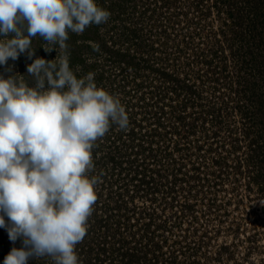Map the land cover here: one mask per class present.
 Masks as SVG:
<instances>
[{
	"label": "rangeland",
	"instance_id": "1",
	"mask_svg": "<svg viewBox=\"0 0 264 264\" xmlns=\"http://www.w3.org/2000/svg\"><path fill=\"white\" fill-rule=\"evenodd\" d=\"M97 3L110 19L70 32L66 50L37 35L31 58L0 66L5 79L35 87L27 69L36 58L59 66L67 56L78 78L94 73L126 108L128 128L112 126L92 150L99 183L80 264H264V0ZM134 20L154 55L121 72L88 38L104 34L99 42L114 50L109 34H129ZM82 37L87 53L74 48ZM126 44L120 51L135 50ZM13 247L21 241L0 228V264Z\"/></svg>",
	"mask_w": 264,
	"mask_h": 264
},
{
	"label": "clouds",
	"instance_id": "2",
	"mask_svg": "<svg viewBox=\"0 0 264 264\" xmlns=\"http://www.w3.org/2000/svg\"><path fill=\"white\" fill-rule=\"evenodd\" d=\"M109 19L97 0H0V36L13 34L0 41V66L25 52L31 58L37 35L66 50L70 32L80 35ZM27 71L35 87L0 75V228L13 244L21 241L3 264L41 258L80 264L76 246L99 183L90 175L92 150L112 126L127 129L129 116L117 95L97 86L94 73L78 78L67 56L59 66L36 58Z\"/></svg>",
	"mask_w": 264,
	"mask_h": 264
},
{
	"label": "trees",
	"instance_id": "3",
	"mask_svg": "<svg viewBox=\"0 0 264 264\" xmlns=\"http://www.w3.org/2000/svg\"><path fill=\"white\" fill-rule=\"evenodd\" d=\"M146 1L148 2V0H146ZM100 6H101V4H100ZM145 6H148V5H145ZM143 12H145V10ZM141 14H142V12H141ZM143 23L144 22H141L139 20L131 21V32L129 33L130 34V38H129V34L127 32L122 33V34L121 33H111V34H109L110 37H109V35H108V37H109L110 42L113 43L114 50L111 47L106 46L105 43H103L102 41L99 42V40H100V38L102 36H104V38H106V35H104V34L103 35H99V39L96 36H94V37L90 36V38H88V39H89V41L95 42L93 48H97L99 53L100 52H104L105 56L107 58L112 59L113 62H115V66H116L115 68L116 69H120L121 72H123L125 70L131 71L132 69L137 71L138 69H136V68H140V66H139L140 63H142V62L146 63L147 62L146 60L142 59L143 55H144V52L146 53V55H144V57H146V58L152 57L154 55V51L152 50V48L148 49L144 45L145 44L144 43L145 39L143 40V38L145 37V35H143L144 33L142 32ZM118 31L121 32V27H118ZM140 31L142 33H139ZM85 38L86 37H82L81 38L82 42L81 43H76L77 45L76 44L74 45V48L77 50L78 53L83 52V50H86L85 53H87V51L89 50V47L87 46L88 44H86L88 42V40H86ZM126 43H131L130 45L132 47H134L135 50L129 48L128 52H126V53H123L122 51H120L119 48L122 47V46H120V44L127 45ZM98 44H99L100 48H99ZM123 50H124V48H123ZM81 61H83V60H81ZM80 63H83V62H80ZM83 67H85V66H83ZM78 74H79V76H81L80 72H78ZM99 76H100V78L97 79V80L102 82V84H105V82H109L110 78H109V76H107V74L100 73ZM102 78H105V79L103 80ZM136 87H140V85L136 84ZM171 92L175 93L174 89ZM133 211H134V209H131V207H129V208L126 207L125 208V215L131 213V215L133 216V214H134ZM120 214H124V208L120 207V209L117 211V215H120ZM155 262H156V260H155Z\"/></svg>",
	"mask_w": 264,
	"mask_h": 264
},
{
	"label": "water",
	"instance_id": "4",
	"mask_svg": "<svg viewBox=\"0 0 264 264\" xmlns=\"http://www.w3.org/2000/svg\"><path fill=\"white\" fill-rule=\"evenodd\" d=\"M259 211L261 214H264V206L261 205Z\"/></svg>",
	"mask_w": 264,
	"mask_h": 264
},
{
	"label": "flooded vegetation",
	"instance_id": "5",
	"mask_svg": "<svg viewBox=\"0 0 264 264\" xmlns=\"http://www.w3.org/2000/svg\"><path fill=\"white\" fill-rule=\"evenodd\" d=\"M130 44H131V43H130ZM171 82L173 83L174 81H172V80H171ZM173 84H174V83H173ZM173 84H172V85H173ZM133 212H134V211H133ZM127 215H128V214H126V216H127ZM135 215H136V214H135ZM147 226H149V227H150V225H147Z\"/></svg>",
	"mask_w": 264,
	"mask_h": 264
},
{
	"label": "built area",
	"instance_id": "6",
	"mask_svg": "<svg viewBox=\"0 0 264 264\" xmlns=\"http://www.w3.org/2000/svg\"><path fill=\"white\" fill-rule=\"evenodd\" d=\"M133 236V235H132ZM132 236L130 237V239L132 238Z\"/></svg>",
	"mask_w": 264,
	"mask_h": 264
}]
</instances>
